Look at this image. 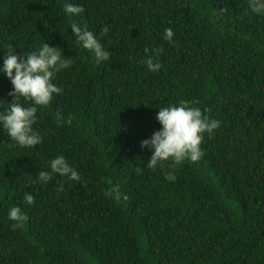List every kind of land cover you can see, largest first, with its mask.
I'll return each instance as SVG.
<instances>
[{
	"label": "trees",
	"instance_id": "obj_1",
	"mask_svg": "<svg viewBox=\"0 0 264 264\" xmlns=\"http://www.w3.org/2000/svg\"><path fill=\"white\" fill-rule=\"evenodd\" d=\"M247 2L0 0V66L9 44L27 53L46 42L73 58L53 81L63 93L38 109L40 145L13 146L0 128V264H264V16ZM66 3L83 13L66 17ZM71 19L110 60L76 44ZM145 48L159 51L158 73ZM11 89L0 74V111ZM182 100L221 126L205 134L201 160L171 169L172 182L168 163L146 166L140 142L161 127L159 108ZM60 154L81 180L35 183ZM113 186L127 199L107 196ZM13 206L27 215L22 228L8 219Z\"/></svg>",
	"mask_w": 264,
	"mask_h": 264
},
{
	"label": "clouds",
	"instance_id": "obj_2",
	"mask_svg": "<svg viewBox=\"0 0 264 264\" xmlns=\"http://www.w3.org/2000/svg\"><path fill=\"white\" fill-rule=\"evenodd\" d=\"M248 10L256 16H264V0H248ZM66 17L72 18L83 13L84 9L79 4L66 3L64 5ZM70 29L75 37L76 44L92 53L95 62L100 64L111 59L109 50L100 43L97 35L89 31L86 26H81L76 20L71 19ZM109 32V26L102 28L101 35ZM174 32L172 28L164 30L163 38L170 44H174ZM143 63L148 71L158 73L162 68L157 49L145 48ZM73 58L66 57L58 46H50L43 42L42 46L25 53L22 49L17 53L12 44L7 45V51L3 52V64L0 66V74L6 76L12 85L8 95L13 97L5 111H0V128L8 135L13 146L30 149L43 142V137L34 129L37 122L38 109L51 104L54 97L63 93V89L53 81L57 73L71 67ZM21 98L30 104L21 103ZM0 103H5L0 99ZM194 101H180L166 107H160L156 114V120L161 126L151 137L140 142L141 149L151 152L150 159L146 162L149 169L163 168L168 163L169 171L165 173V179L175 182L174 169L185 161L196 163L204 156L201 147L205 134L213 136L221 126V121L211 118ZM72 117L67 123H72ZM57 123H64L60 113L56 114ZM48 171L42 170L36 177L35 183L45 185L54 175L66 177L70 181L79 182L81 174L70 165L63 154L57 155L48 162ZM59 190H63L61 185ZM107 196L114 197L116 201L127 197L120 192L119 186H113ZM24 202L28 205L34 203V196L25 193ZM8 219L14 221L13 228H22L27 220V215L19 206H13L8 210Z\"/></svg>",
	"mask_w": 264,
	"mask_h": 264
}]
</instances>
